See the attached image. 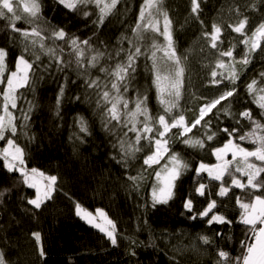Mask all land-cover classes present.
I'll return each instance as SVG.
<instances>
[{
	"label": "snow or ice",
	"instance_id": "1",
	"mask_svg": "<svg viewBox=\"0 0 264 264\" xmlns=\"http://www.w3.org/2000/svg\"><path fill=\"white\" fill-rule=\"evenodd\" d=\"M52 5L70 18H79L85 27L91 25V34L85 38L83 33L53 24L47 18L45 0L23 3L0 0V20L4 21L0 29L8 41L20 46L13 59V51L7 43L0 45V85H3L0 87V142H4L0 147L3 161L0 169L7 174L0 180V206L9 203L8 197L12 202L19 198L22 212L30 213V219L38 223L42 210L62 191L71 204L70 211L101 233L113 249L121 247L122 237L130 241L125 251L128 256L137 257L135 264H142L137 256L141 244L153 250L157 248L151 238L145 244L121 233L117 219L104 209L97 208L95 214L88 211L83 201L68 190L64 184L65 174L59 169L52 174L48 169L29 166V145L43 146L42 135L33 130L37 120L34 112L41 106L32 99L27 100V108L23 107L20 101L25 99V94L21 89L30 90L35 96L39 85L51 79L57 84L54 103L49 104L53 117L63 122L65 102L76 105L73 123L79 131L74 129L68 139L71 141L75 136L81 144L88 142L95 131V120L90 121L86 114L90 111L99 117L100 128L111 142L110 159L125 169V174L119 177L120 186L139 194L145 183L151 181L147 197L141 196L144 203L137 208L147 211L149 208L158 210V206H173L178 198V182L188 171L194 173L180 201L183 210L179 215L206 227L195 235L189 234V241L184 243H180L183 232L179 235L161 233L168 240L163 250L169 264H194L193 256L205 253L208 264H264V71L251 78L247 75L255 68L257 58L264 61V0H244L243 4L235 0L233 22L226 25L213 22L210 31L203 18L205 0H189L186 11L190 18L199 21V39L208 49L209 62L200 83L202 87L214 89L210 94L201 93L204 103L191 119L186 118L181 101L191 84L192 67L188 56L177 47L176 20L164 0H142L138 12L135 0H52ZM125 14L128 18L120 21ZM253 14H257L255 23ZM113 19L118 20L122 28L127 25L115 46L111 40L103 39ZM21 23L27 27L19 26ZM146 31L155 34L149 46L142 43L147 39ZM225 33L236 34L235 42L227 47ZM157 37H163L162 44ZM239 45L243 48L238 51ZM142 57L145 77L150 78L151 83L146 84L143 91L137 89L133 99L128 94L140 74ZM236 65H242L243 70H238ZM73 71L76 79L72 78ZM241 84L245 85L248 104H240ZM153 87L159 103L164 106L163 111L155 115L149 108V92ZM132 104L134 108L130 107ZM80 105L88 108H80ZM226 105H239L240 110L233 113ZM178 108L179 113L173 111ZM224 117L235 120V125L221 124ZM197 133L201 135L197 137ZM130 134H134V142ZM221 134L222 144L218 142ZM21 136L26 137L28 143L21 144ZM173 138L189 148H198L205 154L210 152L216 163L201 159L198 164L190 165L172 148ZM246 142L254 147H245ZM145 147L148 150L142 157L140 170L133 174L134 166L130 161L138 160L136 153L144 152ZM229 154L230 160L227 159ZM161 161H165L162 166ZM68 179L75 177L68 176ZM10 180L34 189V195L14 191L17 183L10 185ZM111 187L119 195L116 185ZM233 201L238 215L224 211ZM135 221L136 231H142L150 220L145 218L141 225V217L137 216ZM217 225L225 231L218 230ZM5 227V223L0 222V230ZM236 228L243 234V239L238 241L239 255H233L235 249H229L226 242L235 239L226 236V231ZM31 237L35 241L32 255L42 262L46 258L42 232L31 230ZM222 241L225 242L222 244ZM0 264H13L10 253L3 247H0ZM17 264H23V260L18 258Z\"/></svg>",
	"mask_w": 264,
	"mask_h": 264
},
{
	"label": "trees",
	"instance_id": "2",
	"mask_svg": "<svg viewBox=\"0 0 264 264\" xmlns=\"http://www.w3.org/2000/svg\"><path fill=\"white\" fill-rule=\"evenodd\" d=\"M27 2V0H21V3ZM142 0H135V8L138 12L139 4ZM189 0H164V3L172 10L174 18L176 20V36L177 47L181 51L185 52L188 56V62L192 67L190 73L191 84L187 86L186 91L183 93V99L181 104L183 106V112L186 118L191 119L197 112L200 104L204 103L201 99V93L210 94L214 92L212 87H202L201 79L202 74L206 71L209 59L206 58L208 49L205 44L201 42L200 37V23L190 18L186 8ZM241 4L244 0H239ZM206 11L204 13V20L208 25V30H211L213 22L221 24H228L233 22L234 16L232 8L235 6V0H205ZM132 7V5H129ZM21 13L23 9H20ZM45 11L47 12V18L53 24H61L72 32L81 34L83 33L85 38L90 35L89 28L85 27L79 18H70L64 12L59 11L54 5L52 0H45ZM257 14H253L254 23L257 22L255 17ZM128 18V14L121 16L120 21ZM4 24V21L0 20V26ZM21 27H27L24 24H20ZM127 28L121 23L113 19L108 28L105 29V36L103 39L111 40L112 45H116V40L121 35V32ZM130 35V33H129ZM147 39L142 41L145 46H149L152 43L151 37L154 36L149 31L145 32ZM236 36L232 33L230 36L225 33V47L234 43L233 39ZM158 41V40H157ZM13 51V59L15 53L18 54L20 46L18 44L11 43L7 40L4 31L0 29V45L6 44ZM49 45L51 42H48ZM39 46L37 45V49ZM243 46H238V51ZM203 50V51H202ZM160 55V53H158ZM43 59L47 60L44 56ZM140 74L137 76V81L134 83L132 90L128 94L133 99L136 96V90H144L146 84L151 83V79H146L143 71L144 58H141ZM150 63V62H149ZM214 63V61H213ZM14 68V61H13ZM238 70H243L242 65H236ZM96 71V70H90ZM260 71H264V61L259 58L255 61V68L248 72L249 78L252 76H258ZM99 75V72H96ZM72 78L76 79L75 71L72 72ZM3 87V85H0ZM244 84H241L240 92V104H248L249 100L245 99L246 92L244 91ZM57 84L51 79L48 83H41L39 90L35 96L30 90L21 89L25 94V99L20 103L23 107L27 108V100L35 99L41 106L34 112L37 116V120L33 124V130L42 135L40 145H29L30 167H38L41 169H48L52 174H56V170L59 169L65 174L64 184L73 195L82 200L86 209L92 213L97 208H102L113 218H116L121 233L130 235L133 239L144 241L147 244L153 239L157 245L156 250L151 247H145L143 244L137 248V256L142 261V264H169L168 255L163 250L168 245V240L161 236V233L172 235H179L181 232L184 235L181 237L180 243L189 241V234L195 235L205 228L199 221H189L184 216L179 215L182 211V203L180 202L183 193L187 191L190 186L191 176L194 174L192 171H188L182 178L178 188V198L173 202V206H158V210L147 211L137 208L138 204H143L144 201L141 196L147 197L150 191L151 181L145 183L141 189V193L135 191H128L120 186L119 177L125 174V169L120 165L115 164L110 159L113 154L111 142L108 136L100 128L99 117H96L90 111L86 114L89 116L90 121L95 120V131L89 138L88 142L81 144L79 140L73 136L72 140L68 139L75 129L78 132V128H75L73 123L76 115V105L69 102H65L62 114L64 121L61 122L53 117L51 111H49V104L54 103V95ZM72 95V93H69ZM151 97L149 108L150 112L155 115L163 111V105H161L157 99L155 88L153 87L149 92ZM95 98H93L94 102ZM134 108V104L130 105ZM256 108V105H252ZM80 108L87 109V105H80ZM233 113H238L239 105H226ZM173 111L179 113L181 109H174ZM259 112V109H256ZM19 115V113H16ZM142 119V118H141ZM216 120H213L215 125ZM221 124L235 125V120L224 117ZM245 124L248 122L245 121ZM55 125V126H54ZM195 131V130H194ZM82 135V134H81ZM201 133H197L199 137ZM131 140L134 142V134H130ZM219 143H223V134H221ZM19 142L21 144L28 143L27 138L21 136ZM145 145L147 142H144ZM4 146V142H0V147ZM245 147H254L250 142L244 143ZM172 148L180 153L185 162L194 166L199 163L201 159L205 162L215 164L216 160L208 152L205 154L201 150L189 148L182 142L172 140ZM75 149V151H74ZM145 147L144 152L136 153L138 160H131L133 164V174L139 171V166L142 165V157L147 152ZM3 161L0 160V166ZM151 171V170H149ZM18 176V174H16ZM68 176L75 177L73 180H69ZM7 177L6 173H3L0 169V180ZM17 183V187L14 191L19 192L21 195L32 194L33 189H27L22 184H19L15 180H10L9 184ZM144 183V182H142ZM116 185L119 191V195L115 194L111 185ZM107 187V191L105 188ZM97 192H103V195L97 194ZM9 203L7 205L0 206V222H4L6 227L0 230V247H3L10 253V258L13 264H17L18 258L23 260V264H135L137 257H130L126 254L125 249L129 246L130 241L121 238V247L113 249L110 244L103 238L102 234L96 229L91 228L84 221L75 216L74 212L70 211L71 204L64 196L63 192L57 194L55 201H49V206L42 210L39 218V222L35 219H30L31 214L25 215L22 212L19 198L12 202L11 197L7 198ZM229 215H238L239 210L235 208L234 201L232 205L227 209H224ZM141 217V225L143 220L149 217V225L144 227L142 231H136L135 217ZM15 217V219H14ZM11 221V224L7 222ZM218 230L225 231L222 226H216ZM31 230H39L42 232L44 240V247L46 249V258L44 261H39L37 257L32 255L35 241L31 237ZM211 235V233H208ZM226 236H234V240H227L229 249H235L233 255H239V240L243 239L242 230L240 228L231 229L226 231ZM173 243L177 241L173 240ZM225 241H222L223 244ZM208 255L201 254L198 257L193 256L194 264H208Z\"/></svg>",
	"mask_w": 264,
	"mask_h": 264
},
{
	"label": "rangeland",
	"instance_id": "3",
	"mask_svg": "<svg viewBox=\"0 0 264 264\" xmlns=\"http://www.w3.org/2000/svg\"><path fill=\"white\" fill-rule=\"evenodd\" d=\"M161 26H162V21H161ZM150 32V31H149ZM150 33H152V32H150ZM153 35H155L154 33H152ZM157 40H158V42L159 43H163V37H157ZM160 55H162V53H160ZM227 159H231V155L229 154V156L227 157ZM165 163V161H161V166L163 165ZM157 167H159V166H157ZM34 190V189H33ZM96 212V211H95ZM95 212L93 213V214H95ZM88 225V224H87Z\"/></svg>",
	"mask_w": 264,
	"mask_h": 264
}]
</instances>
